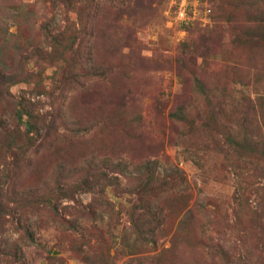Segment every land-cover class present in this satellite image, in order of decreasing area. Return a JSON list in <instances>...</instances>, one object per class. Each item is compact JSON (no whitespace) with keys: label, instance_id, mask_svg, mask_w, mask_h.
<instances>
[{"label":"rangeland","instance_id":"374dc122","mask_svg":"<svg viewBox=\"0 0 264 264\" xmlns=\"http://www.w3.org/2000/svg\"><path fill=\"white\" fill-rule=\"evenodd\" d=\"M212 5L0 0V264H264V0Z\"/></svg>","mask_w":264,"mask_h":264},{"label":"built area","instance_id":"2783aa9c","mask_svg":"<svg viewBox=\"0 0 264 264\" xmlns=\"http://www.w3.org/2000/svg\"><path fill=\"white\" fill-rule=\"evenodd\" d=\"M171 13L175 21L188 24L197 20H209V0H171Z\"/></svg>","mask_w":264,"mask_h":264},{"label":"trees","instance_id":"16d2710c","mask_svg":"<svg viewBox=\"0 0 264 264\" xmlns=\"http://www.w3.org/2000/svg\"><path fill=\"white\" fill-rule=\"evenodd\" d=\"M67 1L70 2L71 0H67ZM209 3H210V8H211V12H210V17H211V15L213 14V11H214V8H213V5H212V0H209ZM23 115H26V117L28 118V120H26L25 123H24L26 129L29 130V131H32V129H36L37 121H34L35 120L34 118L36 116H34V114L27 108L23 112H22V110L18 111L17 119L22 120ZM72 208H74V206H72Z\"/></svg>","mask_w":264,"mask_h":264}]
</instances>
